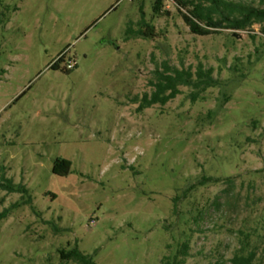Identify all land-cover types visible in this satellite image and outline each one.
Wrapping results in <instances>:
<instances>
[{
  "label": "rangeland",
  "instance_id": "obj_1",
  "mask_svg": "<svg viewBox=\"0 0 264 264\" xmlns=\"http://www.w3.org/2000/svg\"><path fill=\"white\" fill-rule=\"evenodd\" d=\"M152 1L0 0V182L27 189L0 188V264H58L73 248L163 264L185 241L184 264H232L243 233L264 264L261 25L198 36L174 0L158 15ZM175 67L218 83L139 110L156 70ZM60 158L67 175L52 171Z\"/></svg>",
  "mask_w": 264,
  "mask_h": 264
},
{
  "label": "trees",
  "instance_id": "obj_2",
  "mask_svg": "<svg viewBox=\"0 0 264 264\" xmlns=\"http://www.w3.org/2000/svg\"><path fill=\"white\" fill-rule=\"evenodd\" d=\"M164 0H153L152 10L155 15L161 12L162 3ZM180 12V16L183 22L188 26L190 33L198 36H206L210 34H219L218 29H233V30H249L252 25L260 24V31L264 35V6H254L241 1L235 0H174ZM261 5H264V0H260ZM186 12H183L182 10ZM139 35L142 37H152L153 26L146 20L145 14L141 12V24ZM131 33L129 28L126 32L127 35ZM63 59V55L60 56L53 64L52 68L58 67L59 61ZM69 71L68 69H66ZM169 68L165 70H156L157 81L155 82V91L149 96L144 94L142 102L139 105V110H143L154 104H160L164 106L168 101L172 100L180 93L179 87L184 85L191 87L194 91L191 93L192 101L198 99V95L204 92L210 87L217 85V80L213 77L212 68L203 70L198 67L193 72L191 68L171 69V73H168ZM72 162L66 158L57 159L52 171L55 174L67 175L71 169ZM208 178H204L207 181ZM0 188L8 190L9 192H21L27 193V189L23 186L12 184L10 180L0 182ZM177 203V202H176ZM175 205L177 206V204ZM217 204V201H213ZM200 206H203L201 204ZM205 206V205H204ZM200 211V215L193 218L196 225H198L201 216L204 214L205 207ZM176 210V209H175ZM176 213V211H175ZM9 214L8 210L0 212V221L5 219ZM264 223V217L262 218L260 225ZM262 229V228H261ZM253 231H258L254 229ZM257 235L254 233H243V246L235 252L234 256L230 259L232 264H253L256 257V250L247 249L250 245V241ZM260 236V235H259ZM188 241L180 243L176 248H173L171 256L166 261L163 259V264H184L186 257L188 256ZM61 261L58 264H66L67 261H73L76 264H95L93 259L84 254L78 248H73L68 251H60Z\"/></svg>",
  "mask_w": 264,
  "mask_h": 264
},
{
  "label": "built area",
  "instance_id": "obj_3",
  "mask_svg": "<svg viewBox=\"0 0 264 264\" xmlns=\"http://www.w3.org/2000/svg\"><path fill=\"white\" fill-rule=\"evenodd\" d=\"M75 66H76L75 60L69 59L68 62L66 63V67L68 70L72 69Z\"/></svg>",
  "mask_w": 264,
  "mask_h": 264
}]
</instances>
